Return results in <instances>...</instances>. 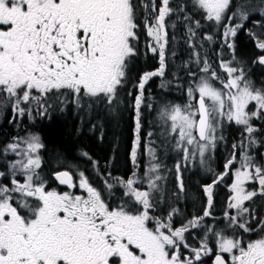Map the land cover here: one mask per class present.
Instances as JSON below:
<instances>
[{"label":"snow or ice","instance_id":"obj_1","mask_svg":"<svg viewBox=\"0 0 264 264\" xmlns=\"http://www.w3.org/2000/svg\"><path fill=\"white\" fill-rule=\"evenodd\" d=\"M201 21L222 29L221 49L232 53L219 59L218 70L207 52L197 51L198 43L214 41L209 33L198 40ZM249 21L264 30V0H179L175 6L173 0H0V112L10 114L9 123L49 117L53 101L61 112L87 100L115 113L120 92L135 80V93H127L134 111V170L127 179L100 173L87 152L81 156L91 161L99 186L61 158L64 167L45 174L39 133L26 130L0 146V264H264V153L260 161L253 153L264 146V124L254 123L264 121V82L257 86L235 56L243 31L259 50L251 62L264 67V32L248 28ZM178 23L192 49L183 64L186 87L177 85L187 100L158 105L142 135L144 109L154 107L146 102V86L160 78L158 87L166 90L173 82L165 77L176 40L169 30ZM141 33L143 55L151 53L158 67L133 77ZM226 125L238 126L240 139L231 144L224 171L215 172L209 161L226 143ZM161 153L178 156L172 169ZM141 154L147 158L142 174ZM197 163L212 177L201 185L205 203L201 214L177 226L179 209L169 201L186 192L184 170ZM172 172L169 195L166 173ZM228 177L230 195L218 217L214 189Z\"/></svg>","mask_w":264,"mask_h":264},{"label":"trees","instance_id":"obj_2","mask_svg":"<svg viewBox=\"0 0 264 264\" xmlns=\"http://www.w3.org/2000/svg\"><path fill=\"white\" fill-rule=\"evenodd\" d=\"M194 17L195 19H200V17L196 14L194 15ZM247 27L253 28L254 26L247 22ZM205 33H207V30L202 31V34ZM175 35L179 37L178 33H175ZM235 43V56H241L244 58H250L252 56V53L255 50V46L253 44L254 41L251 40L245 32L242 31L238 34ZM214 44L215 46L217 45L216 42H214ZM215 46L212 47L213 50L217 49L215 48ZM218 48L221 47L218 46ZM171 51H175L176 55L178 56H171ZM189 51V47H180L179 42L176 47H174L172 43H170L168 61L169 59H173L174 61L175 59H177V62L175 61V63L179 64L178 59H181V56L182 62L184 60L189 61V57H187V54H190ZM150 59L151 58H147L146 56L142 57V54L138 56L132 66V76L136 77L137 75L142 74L145 71L154 70L156 66L153 63L150 64ZM144 60H148V65L144 64ZM236 60L239 61L237 57ZM170 76L171 75L169 73V76H167L166 79L172 80ZM184 76L185 72L182 71L179 75L180 78H178V80L184 82ZM259 76L261 75L259 74ZM260 79L263 80L262 76L260 77ZM154 81L155 80H152L151 82L152 85L150 86V91H147L146 102H150V100L155 101V98L157 99L158 94L161 93L158 84ZM134 83L135 80H133L130 84ZM158 83H160V81ZM172 85L173 82L168 87V91ZM124 89H126V87ZM166 96L170 101L169 93ZM180 96L181 97L179 98L178 103H183L185 96L183 95V93H181ZM53 103L54 107L50 110L49 117H35L34 121H36L37 124L34 126V129H32L34 133H39L45 141L46 149L42 152L45 155L44 168L48 170H52L53 168L62 169L64 165L63 163H58L57 154L63 153L65 154V158H61L63 161H66L69 165H76L80 169L85 170V172L87 173L86 175L89 176L91 181L95 185L99 186L102 181L92 170L91 161L81 156V153L87 152L93 160L98 162L100 173L106 175L108 172H111L112 176H120L127 179V177L134 170L131 160L129 159L134 129V123L132 122L131 118V116L133 115V109L130 106L129 100L127 101L125 112L123 113L124 124L122 125V128L118 127V123L120 121L114 126L108 125L105 122L103 124V134L101 136L99 135V131L95 130V115L88 117L81 111L77 112L76 114L75 112H72L71 109H65L63 112H61L59 111V105H55L54 101ZM153 103L154 102H152V104ZM9 119L10 114L7 111H4V115L2 118H0V120L8 121ZM23 120L29 119L25 117ZM262 124H264V121H258V127ZM149 125L150 123H147L146 119L144 118L142 135L147 130H149ZM12 127L14 126L4 127L6 132L4 129L1 130L0 135L5 138L1 143H6L8 141V137L13 136V134L11 133L13 129ZM224 135L226 137V143H222L217 147L214 153V157L209 162L211 168L215 172L224 171L223 165L225 162V158L231 151V144L240 139V128L235 125H226ZM261 152L262 146H259L258 148L253 150V153L256 155L258 161L262 159V157H260L259 155ZM161 158L169 168L168 162L173 161V159L177 160L178 156L175 153H169L168 156L165 157L161 153ZM146 161V156L141 154V156L139 157L141 174L144 171ZM166 175L169 178L167 182V189L169 190L170 195L171 190L174 189V185L172 183L170 173H166ZM183 177L186 192L184 194H181V197L178 201H176L174 198L169 201L174 207H177L179 209V214L174 217L177 226L186 218H191L194 214H201L202 208L205 203V197L202 192L201 185L210 183L212 179L211 175L208 172L201 175L192 173L190 170H184ZM99 182L100 184H98ZM230 183L231 178L228 177L226 178L225 183L218 185L214 189V213L218 217L222 216L227 198L230 195L227 186ZM119 191L120 190L117 189L118 193ZM256 199L259 200L260 198L257 197ZM257 211H259V209H257ZM207 222L210 224L214 223L211 220H208ZM189 240L191 241V237H189Z\"/></svg>","mask_w":264,"mask_h":264},{"label":"rangeland","instance_id":"obj_3","mask_svg":"<svg viewBox=\"0 0 264 264\" xmlns=\"http://www.w3.org/2000/svg\"><path fill=\"white\" fill-rule=\"evenodd\" d=\"M189 7H190V5H189ZM194 15H195V13H193V16ZM257 18L259 19V17H257ZM172 19H174V18L172 17ZM201 22L203 24V28L201 30H199L198 40L202 39V37L204 35V34H202V31L207 30V33L213 34L214 41L213 42H204L203 48H200L199 47V43H198L197 51H200L202 55L205 52H207L208 58H209L210 62L212 63L213 68L218 70V61H219V59H221V58L224 59V60L231 59L232 58V53L226 47H224L223 49L218 48V46L221 47V43H222L221 37H220V32H222V29H220V31L218 32V31H216L215 26L210 25L206 21H201ZM248 23L253 25L251 23V21H249ZM248 26H249V24H248ZM252 29L254 31H256L258 34H261L262 32H264V30H262V29H260L258 27H253ZM175 32H177L179 34V37L176 36V40H175V42H172V45L174 47H176L178 45V42H179L180 43V47H185V46L188 47V44L186 42V37H185V29H184L183 25L178 23L177 24V29H176ZM145 40H146V38L144 39V41ZM144 41H141V43H142L141 49L142 50L144 49ZM214 42L217 43L216 46H215ZM214 46L217 49L213 50L212 47H214ZM169 49H170V46H169ZM191 52H192V49H190V51H189L190 54L189 55L187 54V57H189V60L191 59ZM221 52H222V56H218V53H221ZM144 56L145 55H143V51H142V57H144ZM176 56H178V55H176ZM252 56H254V51L252 53ZM146 57L147 58H151L150 59V64L153 63L156 67H158V60H157L156 57L152 56L151 53H149ZM236 57L238 59L241 56H236ZM178 60H179L178 63L180 65L175 63V61L177 62V59H175V61L173 59H169V61H168L169 70H167L165 78H167V76H169V73H170V75H171L170 77H171V79L173 81V85L171 86L172 90H171V88L169 89V91H168V89H166L164 91L160 89L161 93L158 94L157 99L155 98V101L150 100L151 103L154 102L153 103V106H154L153 110L149 111L147 108L144 109V118L146 119L147 123H150L156 117V114H157L156 113V107L158 105H162L163 103H166V102L178 103V100L181 97L180 96L181 93H183V95L185 96L184 102H186V100H187V97H186L184 91H182L177 86L178 84L179 85H184L185 84L184 86L186 87V83H187V80H188V77L186 75L187 69H185L183 67L184 62H186V61L184 60L182 62V56H181V59H178ZM144 64L148 65V60H144ZM190 67L192 68L193 71H196V67H195L194 64H191ZM182 71L185 72V76H184L185 77L184 78L185 81L184 82H181V81L178 80V78H180L179 75L181 74ZM173 74H175V78H174ZM153 80H155L154 82H156L159 85L158 82L160 81V78H154ZM151 82H152V80L146 86L147 89L145 91V97L147 95V91H150V86L152 85ZM217 86H219V85H217ZM134 90L135 89L133 88V84H128V85H126V89H123L120 92V99H121L122 103L119 104V106L117 108V111L115 113H110L107 110V107L104 104H102V103L97 105L95 102L87 101V100L84 102V107L81 108V109H76L75 106L72 105V104H68L65 109H71L72 112H75L76 114H77V112L81 111V112L85 113L88 117L95 115L96 116L95 117L96 118L95 119V130L99 131V133H100L99 135L101 136L103 134V129H102L103 128V124L105 122L108 125L114 126L120 121L118 123V127L122 128V125L124 124V121H123L124 115H123V113L125 112L127 101L129 100L131 107H132V101H133V97L128 96L127 93L130 92V91L135 93ZM168 93H169L170 101H169V99L166 96ZM146 101H147V97H146ZM89 103L92 104L91 108H89L87 106ZM3 115H4V112L0 113V118H2ZM131 118H132V122L134 123V111H133V115L131 116ZM254 123L258 126V121H254ZM133 127H134V125H133ZM261 153H264V146H262V152ZM213 157H214V155H213ZM176 161H177L176 159H173V161L168 162V165H169L170 169L173 168V166H174ZM185 170H190L192 173H197V174H201V175H203V174H205L207 172L204 169L200 168L198 163L193 165V166L188 167ZM170 175H171L172 183L174 185L175 184L174 172L170 173ZM168 180H169V178H168ZM98 184H100V182ZM250 187H251V185H250Z\"/></svg>","mask_w":264,"mask_h":264},{"label":"flooded vegetation","instance_id":"obj_4","mask_svg":"<svg viewBox=\"0 0 264 264\" xmlns=\"http://www.w3.org/2000/svg\"><path fill=\"white\" fill-rule=\"evenodd\" d=\"M177 2H179V0H173V6H175V4ZM173 18L175 19V16H173ZM173 31L175 32L176 30H171L170 29L169 30L170 34H173ZM175 33H177V32H175ZM145 38L146 37L144 36V34L141 33V41H144ZM257 54H259V50L255 48L254 56L257 55ZM254 56H252L250 58L240 57V58H238V60L241 63L244 64L246 69L249 71L250 77L257 83V86H259L261 82H264V67H262V66H260L258 64H253L251 62L252 59L254 58ZM250 72H251V74H250ZM259 74L262 76L263 80L260 79L261 76H259ZM36 124H37L36 121H30V120H22V121H18V123H9L8 121L0 120V134H1V130H3L4 127L14 126V127H12L13 129H12V132H11L13 134V136H15V135L24 136L26 130L33 132L32 129H34V126ZM5 132H6V130H5ZM11 137L12 136H9L8 140ZM4 139L5 138L0 135V146H3L5 144V143L4 144L1 143ZM43 141H44V139H43ZM44 143H45V141H44ZM42 155L45 156L44 153H42ZM57 158H65V154H63V153L57 154ZM50 172H51V170H48V169L44 168V173L45 174H48ZM51 185L55 186V181L54 180L51 181ZM209 264H210V261H209Z\"/></svg>","mask_w":264,"mask_h":264}]
</instances>
